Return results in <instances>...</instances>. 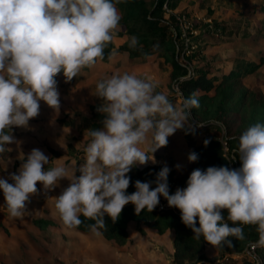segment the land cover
<instances>
[{"label": "clouds", "instance_id": "obj_1", "mask_svg": "<svg viewBox=\"0 0 264 264\" xmlns=\"http://www.w3.org/2000/svg\"><path fill=\"white\" fill-rule=\"evenodd\" d=\"M119 2L0 0V153L16 143L13 127L27 128L29 120L39 115L40 101L59 111L57 74L63 72L66 81H71L82 68L104 58V49L122 19L116 6ZM136 43L133 37L130 46ZM156 87L151 78L129 72H116L100 80L95 95L102 101L97 108L103 116L102 127L87 130L84 163L77 167L58 162L46 169L49 157L32 149L21 159L18 174L9 175L13 183L0 178L9 215L23 219L26 202L38 192V182L48 192L67 179L69 185L58 196L50 197L54 199L53 215L66 229L77 228L81 215L95 221L90 225L93 231L103 228L105 215L116 222L129 203L137 215L144 209L152 212L163 196L169 207L180 210L182 222L195 239L203 237L214 247L225 243L232 247L226 238L243 240L242 226L253 225L258 239L251 247L264 248L262 123L249 126L239 137L240 168L195 169L187 187L170 194V169L165 165L156 175L155 188L152 182L137 180L136 191L126 192L132 167L146 165L149 160L155 163L153 153L168 144L169 136L177 130L194 132L207 126L192 118V109L199 108L195 93L177 105L164 93L156 92ZM208 143L206 139L204 144ZM188 160L196 162L198 154L191 152Z\"/></svg>", "mask_w": 264, "mask_h": 264}, {"label": "rangeland", "instance_id": "obj_2", "mask_svg": "<svg viewBox=\"0 0 264 264\" xmlns=\"http://www.w3.org/2000/svg\"><path fill=\"white\" fill-rule=\"evenodd\" d=\"M145 1L148 6H152L156 0ZM262 1L178 0L174 8L169 7L167 2L163 8L165 17L170 14L177 17L180 37L186 46L183 58L193 54L191 68L202 67L213 75L227 71L232 66L260 61L264 50V12L260 10ZM127 38L128 35L117 28L112 40V59L97 60L94 66L82 68L70 83H66L64 79H56L60 94L59 111L40 101L39 115L29 120V126L15 127L12 135L16 143L9 145L11 153L6 160L0 157V178L13 183L9 175L18 174L21 159L32 149H39L49 157L51 162L45 166L46 169L58 162L66 166L82 165L85 154L81 150L88 142L87 130L90 127L86 110L90 105L99 107L102 101L95 95L96 84L116 72H129L140 78H151L157 85L156 92L164 93L174 104L182 102L183 96L179 89L172 91L164 82L169 66L161 57L153 55L144 61L130 63L126 55L115 51ZM245 81L259 84L264 90V55L259 67L246 75ZM200 130H177L182 133L176 147L179 161L188 159L203 134L213 133L221 137L223 134V130L221 133L216 128L206 127ZM49 146L68 154L56 161ZM164 161L171 162L172 158L166 156ZM68 185L69 181L62 179L56 188L45 192L42 183L38 182V192L30 195L26 208L29 205L38 207L37 199L40 197L51 208L48 214L54 216V199L50 197L58 196ZM40 214L27 212L21 226L18 221H14L15 227L7 223V247L4 245L7 257L0 260V264H175L171 259L174 232L169 233L170 235H157L154 231L147 232L146 227L135 221L128 226L127 243L118 245L112 240L102 239L97 231L84 233L78 229H66L55 216L58 219L57 225L50 227L47 233L40 232L32 222ZM236 255L240 260L231 255L220 260L217 255L210 262L252 263V260L248 263L243 261L241 254Z\"/></svg>", "mask_w": 264, "mask_h": 264}, {"label": "trees", "instance_id": "obj_3", "mask_svg": "<svg viewBox=\"0 0 264 264\" xmlns=\"http://www.w3.org/2000/svg\"><path fill=\"white\" fill-rule=\"evenodd\" d=\"M177 1L156 0L152 6H148L145 0H120L116 5L122 17L118 29L127 34L128 38L115 51L126 55L130 63L144 61L148 56L153 55L161 57L169 66V71L164 78L166 86L172 91L178 88L183 98L195 93L199 100V108L192 109V118L207 126L198 128V132L206 127L220 129L221 133L223 130L222 137L213 133L202 135L193 150L198 154V160L192 162L185 173L175 176L174 169L169 167L168 183L175 182L187 187L188 177L195 169L206 170L210 166L229 168L228 160L224 155L222 139L227 141L229 152L235 156L238 167L242 166L238 153L240 135L251 125L264 124V90L259 84L247 83L245 76L259 67L264 50L259 62L232 66L229 70L221 71L219 74H209L207 69L197 66L192 69L190 62L193 54L186 55L185 60L182 59L184 41L180 37L181 31L178 29L175 15L170 14L169 17L164 15L163 4L167 2L169 7L174 8ZM260 10L264 12V0L260 5ZM133 37L137 40L134 47L130 46ZM112 52L111 41L104 49L103 60L110 59ZM55 79H64L66 83H70L75 77L71 81H66L61 72ZM86 112L90 118L89 129L102 127L100 122L103 116L98 113L97 108L90 105ZM63 120L64 118L60 122ZM14 130L15 127L12 128L11 134ZM206 139L209 140L207 145L204 144ZM8 147L9 145L3 153H0L1 158L9 157L11 152ZM48 148L54 158L68 154V152L50 146ZM84 148L81 150L83 154H85ZM164 166L162 163L146 164L140 167L134 165L127 174L130 177V185L126 192L131 194L136 191L135 182L137 180L152 182L151 187L155 188L156 175ZM76 175L79 176L80 173L77 172ZM224 215L227 220L226 211ZM80 219L82 223L77 228L83 231H89L90 225L95 223L94 220L85 218L83 215ZM104 220L105 226L97 230L105 239L112 240L118 245H124L129 240L128 223L133 220L154 228L159 233L173 229V261L175 264H195L206 258L205 248L209 243L204 241L203 237L199 240L194 238L193 231L182 222L181 212L176 213L171 210L159 212L155 208L152 212L144 209L137 215L135 206L129 203L124 206L116 222H113L107 215ZM33 221L41 228L54 222L48 217L35 218ZM228 222L231 226V222ZM197 227H199L198 218ZM242 227L244 239L227 237L226 240L231 242L232 247H229L227 243L218 246L220 257L241 254L243 261L251 262L252 258L247 249L252 242L258 239L256 226ZM256 251L264 264V248H256Z\"/></svg>", "mask_w": 264, "mask_h": 264}, {"label": "crops", "instance_id": "obj_4", "mask_svg": "<svg viewBox=\"0 0 264 264\" xmlns=\"http://www.w3.org/2000/svg\"><path fill=\"white\" fill-rule=\"evenodd\" d=\"M180 134H182V133L179 131H176L173 135L168 137L167 146L161 147L155 153H153V156H154L155 161H156L155 163H162L164 165H167L168 167H172L175 171V176H180L183 173H185L187 171L188 167L192 163V162H189L188 159L179 161V158L177 157V148L176 147H177L178 142L180 140ZM180 145H182L181 142H180ZM140 147L144 148L145 146L144 147L140 146ZM166 156H168L169 158H172V161L171 162H165L164 159ZM149 157L151 158L150 152H149ZM156 157H158V158H156ZM6 159H4V160H6ZM56 159H59V157L54 158V160H56ZM149 162L150 163H147V164H153V162L151 160H149ZM54 165H55V163H53L52 166H54ZM176 165H180V168L178 169L176 167ZM135 166H138V164ZM37 200H38V207L29 205V207L26 208V212H40L41 213L40 216H35L32 219V222L39 229L40 232L47 233V231H49L50 227L57 225L58 219H56L54 216H51L48 214L51 211V208L43 202L42 198L39 197V199H37ZM39 217H48V218H51L54 222H53V224H50L44 228H41L37 224H35L33 221L35 218H39ZM14 221H18L20 223V226H21L22 219L13 218L9 215L7 207L5 205L3 192H2V190H0V260L1 261L7 257V252L4 249V245L7 247V223L11 224V227H15L16 223ZM131 222H135V221H133V220L130 221L128 223V226ZM140 225L146 227L145 229L147 230V232L148 231H154L155 233H157V235H170L169 233L173 232V229H167L165 232L159 233L154 228H151L145 224L140 223ZM75 229H78V228H75ZM78 230H80L84 233H88V232L93 231L92 228L89 231H83L81 229H78ZM95 231H97L100 234L102 239H105L97 229ZM173 238H174V235H173ZM173 238L171 241L172 242L171 243L172 244V258H171L172 260H173V250H174ZM105 240H107V239H105ZM2 245H3V247H2ZM205 254H206V258L203 259L206 261L205 264H213L212 262H210V260L216 258V256L219 255L218 248L208 244L205 248ZM231 256L234 259L240 260L239 256H237L236 254H232ZM219 257H220V255H219ZM224 257H226V256H224ZM224 257H220V260Z\"/></svg>", "mask_w": 264, "mask_h": 264}, {"label": "built area", "instance_id": "obj_5", "mask_svg": "<svg viewBox=\"0 0 264 264\" xmlns=\"http://www.w3.org/2000/svg\"><path fill=\"white\" fill-rule=\"evenodd\" d=\"M163 6L166 7V3H164ZM176 19H177V17H176ZM190 24H191V22H190ZM183 34H184V32H183ZM183 34H182V35H183ZM183 36H184V35H183ZM185 47H186V46H184V49H183V52H182V59H184V58H183V53H184V51H185ZM184 60H185V59H184ZM222 144H223L224 155L226 156V158H227V160H228V166H229V168H230V169H238L239 167H238V165H237V163H236L235 156H234L232 153L229 152V147H228V145H227V141L224 140V139H222ZM168 185H169V193H170V194H174V193L176 192L177 189H184V188H186L184 185H182V184H177V183H175V182H170V183H168ZM156 210L159 211V212H161V211H165V210H171V211L176 212V213H179V212H180V210H179L178 208H175V207H169V206H168V203H167V200H166L163 196L160 197V202H159V204L156 206ZM253 243H254V242H252L251 244H253ZM251 244H250V246H249L248 249H247V251H248L250 257L252 258V263H251V264H258L257 259H256L257 257L259 258V264H263V261H262L261 256H260L259 253L256 251V248L253 249V248L251 247ZM205 262H206V261H198V262L195 263V264H205Z\"/></svg>", "mask_w": 264, "mask_h": 264}]
</instances>
